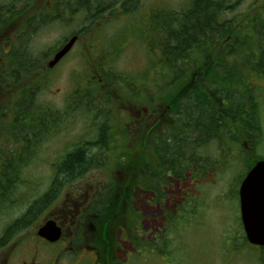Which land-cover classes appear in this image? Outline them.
Returning a JSON list of instances; mask_svg holds the SVG:
<instances>
[{
    "label": "flooded vegetation",
    "instance_id": "1",
    "mask_svg": "<svg viewBox=\"0 0 264 264\" xmlns=\"http://www.w3.org/2000/svg\"><path fill=\"white\" fill-rule=\"evenodd\" d=\"M67 14L65 0H29L26 5H22L21 0H0V135L3 134L4 122L8 123L11 119L6 118L8 111L13 112L16 109L21 99V91L26 89L27 83V75H23L20 80L11 78L8 67L10 59L7 55L9 50L19 48L21 41L26 40L30 32L47 28L49 20L60 19ZM83 29L84 25L77 33H82ZM221 48L227 50V44H222ZM217 63L205 59L198 66L194 61L193 69L187 77L191 89L194 91L199 89L200 80L209 81V68ZM34 65L36 66V63ZM15 66L22 73L19 58L15 60ZM93 67L98 76L90 75V79L85 82L87 88L93 84L99 88V83H103L101 71L103 70L106 75L110 72L100 63L94 64ZM91 73L94 74L93 71ZM259 77H263L264 80V76ZM105 87H107L106 92H104ZM77 90L79 88L67 94L60 108L48 107L58 114L56 117L60 119V123L68 120L70 100L77 98L82 101L90 94L86 90H79L76 96ZM6 94L9 98L5 101ZM116 96L113 88L105 83L96 94V98L103 101L104 105L107 104L109 109L118 108L127 119L122 126L130 133L126 135L128 139L106 141L107 149L100 151L98 160L93 162L92 168L80 172L70 181L68 179L62 181L61 186L55 189L48 202L30 219L24 218L35 201L23 210L10 211V214L13 213L12 217L8 218L0 230V242H2L0 264H148L152 256H157L158 260L162 258L152 247L153 241H158L163 235V230L160 231L162 224L161 227L156 228L157 235L150 240L147 216L143 207L138 205V200L148 196L147 172L143 170L146 162L141 168L134 167L132 163L133 152L138 153L136 148L142 147L143 151H146L147 131L153 125L150 122L161 119V105L147 98L141 102L133 100L126 92L120 95L119 99ZM253 111L259 116L257 119L251 118ZM260 115L259 97L253 94V99L247 108L248 119H245L247 121L244 125L242 124L241 139L238 141L240 162L244 166V171L238 177L237 186L226 195L228 200L226 206L229 207L228 218L237 228L239 246H233L232 241L228 239L229 244L233 246L231 253H222L219 259H214L210 264H264V246L252 245L247 240L240 194V186L246 178L248 169L264 160V142L260 141ZM65 127L63 125L61 132ZM140 131L144 138L134 139ZM210 138L211 135L209 137L201 135L200 144L208 143L200 147L198 155L195 150L192 151V157L187 153L186 158L189 161L186 162L190 164L187 169L183 167L176 178L178 185L180 187L183 185L182 188L177 189L179 197H176V200L179 201L176 203V218H179L180 212L184 211V219L190 220L194 212L191 208L179 207L183 201L191 198V194L186 193V184L191 186L197 180L210 181L212 176V154L208 152L211 149ZM25 142L21 144H26ZM95 142L78 141L71 148L64 147L65 152L60 160L51 164V182L43 195L52 190L53 180L57 177L61 164L68 158V153L88 143L102 147ZM120 154L123 155L121 160H118ZM4 160V156H0V163ZM176 167L179 171L178 163ZM259 176L264 178V174ZM259 185H264V182H259ZM252 191L254 197L245 198L244 201L246 204L253 202L257 216L255 225L264 226V188H255ZM3 216L4 213L0 218ZM46 224L52 228V233L56 231L55 235H58L54 242L40 234Z\"/></svg>",
    "mask_w": 264,
    "mask_h": 264
},
{
    "label": "trees",
    "instance_id": "2",
    "mask_svg": "<svg viewBox=\"0 0 264 264\" xmlns=\"http://www.w3.org/2000/svg\"><path fill=\"white\" fill-rule=\"evenodd\" d=\"M96 1L98 0H67V7H72L76 12L83 9V11L71 14L74 16L83 14L87 24L93 23L92 28L101 18L103 10L101 4L94 9ZM113 4H116L123 14L136 15L141 10L139 0H115V2H109L106 8ZM229 9L230 5H226L224 1L189 0L185 7L169 10L165 14L161 20L162 37L157 41L156 37H153L152 42H149L152 33L148 31L147 26L152 27L156 23L151 21L145 24L144 40L141 44L154 48L156 43L159 52L154 64H163V74L158 73L161 74V79L164 75V78H167L170 72L172 73V79L165 83V88L163 86L160 89H157V86L153 87V83L147 78V84L135 87V93H133V97L141 94V101L147 98L161 105V119L150 122L153 125L147 131L146 151H143L142 147L136 148L138 153L133 152L134 158H132L133 166L137 168H141L146 162L143 170L147 172L151 191H161L162 187L165 188L172 182H176L183 167L187 169L190 164L186 162L189 161L186 158L187 153L192 157V151L195 150L198 155L200 147L208 143L200 144L201 135L208 137L211 135V144L216 146L218 151L226 153L234 151L241 139V127L247 121L245 119H248L247 108L253 99L249 77L251 75L264 76V46H262L264 28L256 26V31L254 30L256 40L252 37V43L258 48L257 53H250L252 49L250 45H246L241 52H236L235 46L240 45L236 39L227 49V56L233 58V62L225 65V52H220L218 59L222 63L214 66L209 81L200 80V88L194 91L187 80L194 64L189 52L194 47H207L206 55H213L214 51L210 48L214 44L221 46L228 35L231 37L232 23L221 17V14ZM88 34L87 30L77 33L79 37ZM116 52L118 51L114 50L112 55ZM9 58L8 67L14 80H20L23 75L28 76L33 70L39 69V67H34L38 55L27 49V43L23 41L19 51L14 49L10 51ZM18 58L21 60L22 73L15 66V60ZM175 80L176 83H173ZM31 88V84L27 85L26 89L21 91V98L27 94V98L30 99ZM78 91L75 93L76 96L79 94ZM68 107L67 115L77 114L79 117L91 119L95 127L93 139L88 141H96L102 147L88 143L80 145V148L74 152H69L68 158L61 164L57 177L53 180L52 190L35 200L25 220L30 219L48 202L55 189L61 186L62 181L67 179L70 181L80 172L91 169L93 162L98 160L100 151L107 149L106 141H115L112 131H109L111 110L108 109L107 104L103 105V101L102 106L97 105V101L92 96L86 95V99L82 101L73 98ZM57 115L48 108L35 111L30 107H21L18 112L13 113L11 121L7 123L3 138L5 147L0 149V156L6 157L0 163V212L14 205L12 190L17 187L18 183L24 182L23 169L35 157L36 148L45 135H49L56 128L52 119L55 120ZM258 117L253 111L251 118L257 119ZM143 138L141 131L134 137L137 140ZM20 141H26V144H21ZM150 156L154 157V162H150ZM176 163L180 168L179 171H177ZM216 164L218 161L213 160V170ZM174 218L175 214L171 213L166 221L173 222ZM165 236H167L166 230H164Z\"/></svg>",
    "mask_w": 264,
    "mask_h": 264
},
{
    "label": "rangeland",
    "instance_id": "3",
    "mask_svg": "<svg viewBox=\"0 0 264 264\" xmlns=\"http://www.w3.org/2000/svg\"><path fill=\"white\" fill-rule=\"evenodd\" d=\"M98 1L100 2H98V5L93 6L94 9L101 4V8L103 9L101 17L105 19L110 17L109 21L104 23L105 25L102 27L105 30L99 43L103 41V47L97 46L95 44L96 41L90 38V36L85 37L84 42L77 44L67 58L48 72L51 80L44 81L43 83H36L32 80L30 101H28L27 94H25V101L24 97L19 101L22 107H30L35 109V111L41 109L42 106L55 107V109L60 108L65 102L67 94H70L74 87H76V81L79 82L78 86L80 89L85 87L86 73L84 68L89 69L90 74L93 71L94 74L92 76H98L91 60L104 61L108 59L109 68L107 70L114 72L111 74V78H114L117 86L107 80L103 70L101 71V75L103 76V83L108 84L116 92L117 99L125 91L120 83L123 79H125L124 82H126L129 88L128 93L130 96H132L131 88L133 85L139 87L142 84H147L148 79L143 76V74L146 75V68L149 72L147 73L149 81L153 83V87L157 86V89L162 88V86L165 88V83L172 79L171 72L167 78H164V75L163 79H161V74H163L162 68H157V65L154 64L158 52L157 45L155 43L154 48L147 46V44L143 46L141 44L144 40L143 31L145 24L151 21L155 22L157 25L154 24L152 27L146 25L148 31L150 30V33H152L149 42H152L153 37H156V41L159 40L162 37L161 29L163 24L161 20H163L165 14L169 10H178L185 7L189 0H139L141 10L136 15L121 14L117 5L106 8L109 2H115V0ZM219 1H224L226 5H230V9L221 14L222 19L232 23L231 37L228 35V40L225 41L227 46L233 44L237 39L240 45L235 46L236 52H241L246 45H250L252 48L250 53H257L258 48L252 43V37L256 40L254 32V30L256 31V26L264 28V0ZM80 10L83 11V9H79L78 11ZM78 11L73 10L72 13H78ZM68 12L70 11L68 10ZM72 15L70 12L66 17L65 28H60L61 26L56 23L50 24L48 29L39 32L33 37L30 48L36 54L42 53L38 57L49 54L50 50L56 48L70 35L71 31H76L78 20H76L77 16ZM91 25L87 28H91ZM97 38L98 36L95 40ZM107 40L108 42H106ZM85 42L87 43L85 44ZM113 50L118 52L112 55L110 52ZM207 50L208 48L204 46L194 47L189 52V56L192 60H196L199 66V63L205 59L208 53ZM220 52L222 53L221 49L217 47L214 59H218ZM229 59V61H232L233 58ZM213 71L214 65L212 64L208 71L209 77H211ZM118 74L122 76L120 77ZM96 81L98 80L96 79ZM154 82L156 85H154ZM249 82L259 97L264 139V80L251 75ZM103 83H99V88ZM173 83H176V80ZM12 90L10 89V91ZM106 91L107 87H105L104 92ZM8 98L9 95L6 94L5 101ZM110 110L109 131H112L115 141L123 140L127 134L129 135L128 129L122 126L126 118L124 119L123 114L118 108L116 111L114 108ZM67 118L69 121L67 126V122L64 121L63 124H60V128H55L49 135H45L42 141L44 142L42 144L43 147L37 151V156L32 160L33 163L25 168L24 176L22 177L24 182L22 184L19 183L18 186L20 189L18 193L19 200L17 202L19 204L18 210H23L27 204L39 199L48 188L52 177L51 164L60 160L61 155L65 152L64 147L66 149L71 148L78 141L93 139L95 126H93L94 124H92L91 119L79 117L77 114L74 116L67 115ZM59 121L60 119L57 118L54 121V126ZM63 125L66 127L61 132L60 129H62ZM218 150L214 145L213 149L208 150L209 153L211 152L213 159L220 157V163L222 164L214 166L213 177L210 178L212 180L209 182L198 181L199 183L195 184V186L187 187L186 193L188 195L191 194V198L183 201L179 206L195 210L190 221L178 218L175 219L174 224L170 222L168 224L164 220L161 221L162 217L173 213L176 203L179 201V199L176 200V197H179L177 189L182 188V186L180 187L177 182H172L169 186H166L164 191L160 195L157 194L156 197L154 193L148 191V196H144L146 197L145 199L138 200V205L143 207L149 222L150 240L154 235H157L156 228L161 227V224L160 231L163 230L164 233L163 227L167 228V236L163 240L164 247L161 248V251L164 253L161 255L162 258L158 260L157 256H152L149 258L148 264H210L214 259H219L222 253H231L233 246L229 244L228 239L232 240L234 245L239 246L237 228L228 218L229 207L226 206L228 201L226 195L237 186V177L243 171V165L240 163L238 154H234L233 162L232 158L225 160L227 155L223 151L220 152ZM122 155H119L118 160H121ZM149 160L150 162H154L155 159L153 156H150ZM224 198L226 200L222 201ZM12 214L9 211L4 213V216L1 218L2 221H0V230L6 224L8 218L12 217ZM183 214H185L184 211L180 215ZM158 223L160 224L158 225ZM152 247L156 253L159 252L157 250L159 245L156 240L153 241ZM218 261L220 262L221 259Z\"/></svg>",
    "mask_w": 264,
    "mask_h": 264
},
{
    "label": "water",
    "instance_id": "4",
    "mask_svg": "<svg viewBox=\"0 0 264 264\" xmlns=\"http://www.w3.org/2000/svg\"><path fill=\"white\" fill-rule=\"evenodd\" d=\"M76 40L77 36H73L59 47L47 66L49 68L55 66L70 51ZM259 174H264V161L258 162L241 184V213L248 241L253 245L264 246V226L255 225L257 216L254 211V204L253 202L246 204L244 201L245 198L254 197L252 190L255 188H264V185H259V182H264V178L260 177ZM40 234L51 241L56 240L58 237L52 235L49 224L44 226Z\"/></svg>",
    "mask_w": 264,
    "mask_h": 264
}]
</instances>
